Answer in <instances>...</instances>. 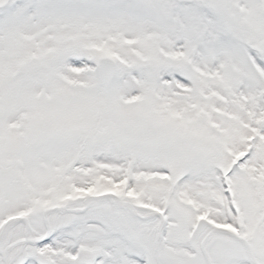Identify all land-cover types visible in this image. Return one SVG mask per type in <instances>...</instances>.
Listing matches in <instances>:
<instances>
[{
  "label": "snow or ice",
  "instance_id": "1",
  "mask_svg": "<svg viewBox=\"0 0 264 264\" xmlns=\"http://www.w3.org/2000/svg\"><path fill=\"white\" fill-rule=\"evenodd\" d=\"M0 264H264V0H0Z\"/></svg>",
  "mask_w": 264,
  "mask_h": 264
}]
</instances>
